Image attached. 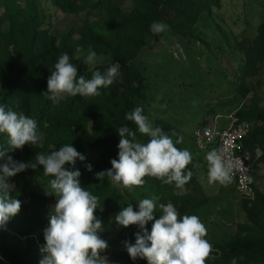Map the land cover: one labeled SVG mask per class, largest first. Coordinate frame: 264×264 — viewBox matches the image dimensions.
I'll return each mask as SVG.
<instances>
[{
	"label": "trees",
	"instance_id": "trees-1",
	"mask_svg": "<svg viewBox=\"0 0 264 264\" xmlns=\"http://www.w3.org/2000/svg\"><path fill=\"white\" fill-rule=\"evenodd\" d=\"M49 2L67 17L82 15L80 26L61 31L46 15L42 0H0V104L35 119L43 138L42 148L25 145L8 154L18 162H35L37 152L48 154L72 143L85 159L66 167L79 170L81 185L100 198L104 210L97 208L95 215L103 222L104 231L99 235L108 244L111 217L129 204L138 211V202L154 195L160 197L155 219L162 215L159 204L171 202L181 217L197 215L203 223H210L214 205L226 199L229 192L223 185L216 194L217 188L207 184L205 157L216 148H198L195 131L213 125L225 129L229 120L223 110L230 107L231 116L251 126L242 150L252 154L258 148L262 152L258 159L252 154L253 177L264 167V101L259 95L264 86V0H131L129 9H124L122 0ZM154 21L166 23L168 30L153 33L150 25ZM174 45L181 47L184 59L174 57ZM89 48L102 60L97 64L102 74L109 66L119 65L113 83L100 88L98 96L48 99L44 94L47 79L63 53L77 67L78 76L92 78L84 63ZM205 54L225 59L232 77L224 71L228 92H215L217 97L211 98L214 102L203 105L201 121L207 123L188 130L190 118H186V111L190 105L183 101L180 91L200 70L198 65L191 66L192 58ZM138 106L153 126L161 127L174 142L183 138L176 146L190 151L192 163L187 170L193 174L183 189L152 177H145V184L131 191L113 184L107 176L96 179L95 173L110 169V161L118 158L119 127L136 131L139 142L150 139L140 134L133 122L125 120L126 113ZM45 121L49 124L46 129ZM7 139L0 134V148L8 147ZM88 164L92 171L87 170ZM50 179L44 176L42 166L10 178L14 185L10 195L21 201V210L5 230H0V264H39L41 253L12 233L30 235L48 226L55 204V197L44 191ZM260 179L264 174L259 175ZM255 195L253 203L239 199L242 218L236 220L231 234L206 237L214 249L207 264H231L234 257L237 264H264V191L255 189ZM152 223L146 225L149 232ZM140 231L136 225L122 226L110 242L117 250L107 248L101 255L108 256L109 264H147L146 259L132 260L125 248V241L134 244L135 233Z\"/></svg>",
	"mask_w": 264,
	"mask_h": 264
},
{
	"label": "clouds",
	"instance_id": "clouds-1",
	"mask_svg": "<svg viewBox=\"0 0 264 264\" xmlns=\"http://www.w3.org/2000/svg\"><path fill=\"white\" fill-rule=\"evenodd\" d=\"M153 33L159 34L168 30L162 21L150 25ZM97 54L91 48L84 61L91 79L78 76L77 67L70 62L67 53L58 58L47 79V91L50 100L67 95L98 96L100 88L110 86L119 74V65L113 64L102 74L97 64ZM164 107V105H162ZM143 113L142 107H135L126 113L125 120L133 122L140 134L150 139L146 143L137 140V132L128 126H121L116 131L119 135L118 158L110 161L111 168L95 173L97 180L105 176L115 185L131 191L145 184V177L160 180L163 184L175 183L176 188L183 189L192 179V171L187 166L192 163V155L187 149L176 145L183 142L178 137L175 142L159 126ZM48 122L43 128H48ZM0 134L7 136V148H0V230L6 229L8 222L21 210V201L10 193L14 185L10 178L31 168L33 171L42 166L43 174L51 177L45 195L54 196L55 204L49 215L48 226L44 231V245L40 247L39 264H109L107 257L102 256L108 243L99 235L104 231L102 220L95 215L100 205V198L86 190L79 181V170H69L66 165H75L77 159L83 161L84 155L71 144L48 154L36 153L35 162H18L8 153L23 149L25 145L43 147L42 133L38 122L22 113L0 104ZM206 135L211 133L206 130ZM176 135V133H173ZM208 162L209 183L219 182L227 185L231 182L233 162L225 160L222 150L213 149L206 154ZM92 171V165H86ZM186 173V174H185ZM160 199L154 195L138 202V211L129 204L115 216V222L125 228L136 225L141 231L135 233V243L125 241V248L132 260L146 259L147 264H207L214 251L206 238L208 229L197 215L185 214L182 217L176 207L168 202L160 203L162 215L155 219L156 202ZM154 221L151 230L146 225ZM215 251H219L215 249ZM3 259V257H0ZM243 259V256L239 257ZM231 264H237L233 258Z\"/></svg>",
	"mask_w": 264,
	"mask_h": 264
},
{
	"label": "rangeland",
	"instance_id": "rangeland-1",
	"mask_svg": "<svg viewBox=\"0 0 264 264\" xmlns=\"http://www.w3.org/2000/svg\"><path fill=\"white\" fill-rule=\"evenodd\" d=\"M122 3L124 6V9H129L131 6V0H122ZM42 6H43L44 11L46 12V15L49 16V19L51 20V22L57 23L61 31L65 32L70 27L80 26V19L82 15L75 16V17H67L63 15L62 13L58 12L51 5L49 0H42ZM90 15L92 18L95 17L94 14H90ZM172 50L174 52V57L176 59H178L179 56L182 59L185 58L183 56L181 47H179L178 45H174L172 47ZM224 60L225 59L223 58L217 59L207 54H205L202 58H198V57L192 58L191 66L196 67V65H198L199 66L198 70L199 69L200 70L195 74V78L194 80H192V82L186 81V84L182 85L183 87L181 90L183 91H180L181 98L183 99V101H186L190 105L189 111H186L187 112L186 118H190L189 120H187L189 123V127L187 128L188 130H192L198 125H201L202 123L201 120L204 114L203 105L209 102H214V100H211V98L215 99L217 97V94H216L217 92H221V93H223V91L228 92L229 87H225L227 86V84L223 78V75L225 74L224 73L225 71L226 73H230V78H231L232 69L228 68V65L226 63L227 61L226 60L224 61ZM188 82L190 83V85H188ZM259 95L262 101H264V86H262ZM223 102H225V100L219 101V103H223ZM225 103L227 104V102ZM234 103H236V101ZM262 104L264 103H261V106ZM229 108L230 107L223 110L224 115H227V116L229 115L230 113ZM179 111L181 110L179 109ZM206 123L207 122L202 123V124L204 125ZM261 174H264V167H260V169L255 173V176L253 177L254 183L258 182L259 175ZM207 184L217 188L216 194L219 193L218 187L223 186L219 182L209 183V179H208ZM260 185L261 186L259 187L262 189V191H264V179H261ZM226 186L228 187L227 190L229 192L227 194L228 197H226V199H222V200L220 199L221 201L219 200L218 203L214 205L213 209L211 210V214L209 218L210 223L208 222L204 223L208 229L209 236L213 235L214 237H223L224 235L231 234L233 231V225L236 222V220L240 221L242 218V211H241V206L239 203L238 194H236L237 192L235 193L231 192L232 190L233 191L235 190L233 186L232 188H230L228 184ZM111 220H112L113 225L110 229L108 249L110 251H113V250H117V247L111 245L110 242L116 239L122 226L118 225L115 222V216H112ZM211 221H213L212 225H211ZM121 245L122 243L119 244V247Z\"/></svg>",
	"mask_w": 264,
	"mask_h": 264
},
{
	"label": "built area",
	"instance_id": "built-area-1",
	"mask_svg": "<svg viewBox=\"0 0 264 264\" xmlns=\"http://www.w3.org/2000/svg\"><path fill=\"white\" fill-rule=\"evenodd\" d=\"M227 119L229 120V125L225 129H220L217 125L197 129L194 133L196 143L198 148L203 150L209 147L222 150L225 160H232V179L229 184L235 188L240 200L253 203L256 200V195L251 166L252 154L258 159L262 156V152L258 148H255L252 154L251 152L243 151L242 143L248 136L251 126L247 123H239L238 120L230 114L227 116ZM206 130L211 133V137L205 134ZM43 230L39 233L30 235L21 236L13 233L12 235L20 242L32 243L40 252V247L45 243Z\"/></svg>",
	"mask_w": 264,
	"mask_h": 264
},
{
	"label": "crops",
	"instance_id": "crops-1",
	"mask_svg": "<svg viewBox=\"0 0 264 264\" xmlns=\"http://www.w3.org/2000/svg\"><path fill=\"white\" fill-rule=\"evenodd\" d=\"M260 182H261V179L258 180V182L256 183L255 189L262 190V189L259 187V186H261V185H260Z\"/></svg>",
	"mask_w": 264,
	"mask_h": 264
}]
</instances>
